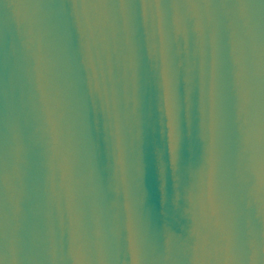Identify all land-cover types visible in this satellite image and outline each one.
I'll list each match as a JSON object with an SVG mask.
<instances>
[{"label":"water","instance_id":"water-1","mask_svg":"<svg viewBox=\"0 0 264 264\" xmlns=\"http://www.w3.org/2000/svg\"><path fill=\"white\" fill-rule=\"evenodd\" d=\"M0 264H264V0H0Z\"/></svg>","mask_w":264,"mask_h":264}]
</instances>
